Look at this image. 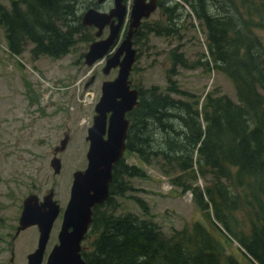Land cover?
Returning a JSON list of instances; mask_svg holds the SVG:
<instances>
[{
    "label": "trees",
    "instance_id": "1",
    "mask_svg": "<svg viewBox=\"0 0 264 264\" xmlns=\"http://www.w3.org/2000/svg\"><path fill=\"white\" fill-rule=\"evenodd\" d=\"M206 1L182 2L199 22L209 62L231 82L235 101L206 94L199 105L172 85L169 70L164 91L137 90V106L126 114L125 152L143 164L157 163L172 176L171 187L191 192L204 216L218 223L213 228L226 243L232 240L251 264H264V0H214L210 6ZM73 5L14 0L9 9L0 6L9 54L17 57L31 46L30 59L56 60L76 42H92ZM172 14L166 8L167 24ZM163 32L171 34L168 28ZM171 62L185 66L174 54ZM143 176L122 157L112 166L108 196L92 208L83 238H91L88 250L80 252L86 264H239L199 222L165 234L138 199L144 217L116 214L114 198L130 190L124 179ZM198 177L205 182L201 189L190 185Z\"/></svg>",
    "mask_w": 264,
    "mask_h": 264
},
{
    "label": "rangeland",
    "instance_id": "2",
    "mask_svg": "<svg viewBox=\"0 0 264 264\" xmlns=\"http://www.w3.org/2000/svg\"><path fill=\"white\" fill-rule=\"evenodd\" d=\"M11 1L14 0H0V6L9 9ZM130 1L125 0V4L129 5ZM182 1L161 0L160 6L141 21L139 33L137 31L136 37H132L135 59L128 75L131 87L137 90L157 87L164 91L168 84L166 74L170 70L168 77L172 85L192 94L199 105L206 94L224 95L234 102L231 82L213 69L199 22ZM212 1H206L208 6ZM73 3L75 17L80 18L89 8L101 12L98 8L102 4H96V0H73ZM168 7L173 10L169 24L166 23ZM110 8L111 3L107 1L101 10ZM166 28L171 34L160 35ZM84 32L91 35V41L95 40L94 28H85ZM124 33L121 29L116 46ZM255 33L263 36L261 30ZM106 34L105 28L102 37ZM89 43L76 42L65 56L56 60L43 56L32 60L28 55L31 46L17 57L10 55L0 29V264L7 263L9 251H12L11 264H25L26 254L35 249L37 231L34 227L11 240L22 200L28 194L41 199L51 190L59 206L60 216L55 224L58 229L68 200L71 174L85 168L86 130L91 126L100 85L116 76V69L106 76L101 73L104 61H97L91 68L84 65L83 55ZM172 54L176 60L185 61V66L176 64L172 67ZM91 77L94 80L85 87ZM64 132L68 134V142L64 151L57 154L60 170L53 175L48 162L53 147L58 145ZM122 158L126 164L139 167L144 176L124 179L130 190L114 198L116 214L131 212L144 217L135 202L138 199L165 234L199 222L222 245L226 254L233 255L239 264H251L232 240L229 239L230 244L226 243L217 234L213 224L218 223H212L210 216H204L193 203L191 192L182 193L180 188L169 185L172 176H166L157 163L143 164L125 151ZM190 185L201 189L205 182L198 177L190 181ZM56 233L57 230L51 232L44 255L56 241ZM90 241L91 238L83 240L81 250H88Z\"/></svg>",
    "mask_w": 264,
    "mask_h": 264
},
{
    "label": "water",
    "instance_id": "3",
    "mask_svg": "<svg viewBox=\"0 0 264 264\" xmlns=\"http://www.w3.org/2000/svg\"><path fill=\"white\" fill-rule=\"evenodd\" d=\"M105 1L96 0V4ZM155 10L156 0H132L125 34L116 47L126 15V8L121 0H112V7L108 12L89 8L80 17L82 27L95 29L93 36L96 39L105 27L108 28L105 38L94 40L88 45L83 55L84 65L92 67L115 47L105 60L101 73L106 76L110 70L117 71L113 80H105L100 85V96L93 108L91 126L86 130V165L82 171H74L71 174L69 195L62 212L57 245L47 256L46 264H86L80 256V243L90 225L92 208L102 204L108 196L112 166L121 158L125 149L124 141L128 128L125 115L137 106V90L130 88L128 80L135 59L132 37L141 21L147 19ZM93 79L91 77L85 87ZM68 138V134L64 132L58 145L52 149L48 165L53 175L59 173L60 161L57 154L64 151ZM52 197L53 192L48 190L41 202H38L34 194L27 195L22 201L15 234L30 226H36L38 230L37 247L27 256V264H39L41 261L51 223L58 214V207Z\"/></svg>",
    "mask_w": 264,
    "mask_h": 264
},
{
    "label": "flooded vegetation",
    "instance_id": "4",
    "mask_svg": "<svg viewBox=\"0 0 264 264\" xmlns=\"http://www.w3.org/2000/svg\"><path fill=\"white\" fill-rule=\"evenodd\" d=\"M107 1H109L110 3H111V7H112V0H106L105 2H107ZM132 1V0H131ZM131 1H130V4L129 5H126L125 4V0H121V2L124 4V6H125V8H126V15H125V17H124V20H123V22H122V34H123V32L126 30V28H127V23H128V10H129V8H130V5H131ZM145 1H148V0H145ZM160 1L161 0H156V8H158L159 6H160ZM105 2H103L102 3V6H103V4L105 3ZM101 5V4H100ZM101 6V7H102ZM101 7L100 8H98V9H100V11L101 12H108V10L109 9H107L106 11L105 10H101ZM106 29H107V33H108V28L107 27H105ZM104 28V29H105ZM103 29V30H104ZM102 34H103V31H102V33H101V35H100V37L99 38H97V39H103V38H105L106 36H104V37H102ZM125 34V33H124ZM107 35V34H106ZM124 36V35H123ZM94 37V36H93ZM102 37V38H101ZM95 40H97L96 38H94ZM110 54H112L111 53V51H109L108 53H107V55L101 60V61H104L105 62V60L109 57V55ZM103 66H104V64H103ZM94 80V79H93ZM130 88H132V87H130ZM54 148V147H53ZM46 194V193H45ZM44 194V195H45ZM29 195V194H28ZM43 195V196H44ZM43 196L41 197V199H38V197H37V199H38V202H41L42 201V198H43ZM52 199H53V197H52ZM54 200V199H53ZM23 201V200H22ZM56 203V202H55ZM57 205V204H56ZM57 207H58V214H57V216L54 218V220L52 221V223H51V226H50V231H49V235H48V239H47V241H46V244L44 245V250H43V253H42V257H41V261H40V263L39 264H46V259H47V256L49 255V253H50V251L52 250V248L53 247H55L56 245H57V235H58V232H59V230H60V225H61V220H60V224H59V227H58V229H55V224L58 222V220H59V206L57 205ZM21 210H22V202H21ZM21 210H20V212H21ZM64 210V209H63ZM19 215H20V213H19ZM19 218V217H18ZM61 219H62V213H61ZM17 225H18V219H17ZM17 227V226H16ZM16 227H15V231H16ZM30 227H34L35 229H36V231H37V241H36V245H35V249H36V247H37V243H38V230H37V227L36 226H30ZM30 227H28V228H30ZM27 229V228H26ZM26 229H24V230H26ZM23 230V231H24ZM57 230V233H56V241L54 242V243H52L51 244V246H50V249L48 250V252L46 253V255H44V253H45V249H46V245H47V242H48V240H49V236L51 235V232H55ZM15 231H14V234H13V236H12V238H11V240H13V238H16L18 235H19V233L20 232H22V231H20L17 235L15 234ZM35 249H33L30 253H32L33 251H35ZM10 252V257H9V259H8V261H7V263H5V264H8V262H9V264H11L12 263V251H9ZM80 252H81V249H80ZM30 253H28V254H26V256H25V264H27V260H26V258H27V256L30 254ZM80 256H81V254H80ZM82 258V257H81ZM83 260V259H82Z\"/></svg>",
    "mask_w": 264,
    "mask_h": 264
}]
</instances>
